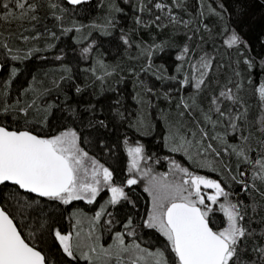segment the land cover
<instances>
[{"label": "snow or ice", "instance_id": "snow-or-ice-1", "mask_svg": "<svg viewBox=\"0 0 264 264\" xmlns=\"http://www.w3.org/2000/svg\"><path fill=\"white\" fill-rule=\"evenodd\" d=\"M91 2L0 0V264H264V115L243 95L264 106V32L224 0H99L85 24ZM34 56L59 79L13 96Z\"/></svg>", "mask_w": 264, "mask_h": 264}, {"label": "trees", "instance_id": "trees-1", "mask_svg": "<svg viewBox=\"0 0 264 264\" xmlns=\"http://www.w3.org/2000/svg\"><path fill=\"white\" fill-rule=\"evenodd\" d=\"M99 0H92L91 4L86 5V8L89 10V14L87 18H84L83 16L80 17L81 22L87 24L91 20L95 19L98 16L102 15V12L97 7ZM194 0H189V3L192 4ZM205 3H208L209 0H204ZM226 5L229 8H244L247 11V21H248V28L245 30L248 34V37L255 42V37L259 35L261 32H264V7H261L260 5L264 3V0H239V3H237V0H224ZM189 17L185 16V19H188ZM122 25L125 28H130L133 26L131 15L129 14L128 17L122 19ZM0 31H3L5 34H7L8 29L4 27H0ZM12 31L18 32V28H13ZM156 30L153 29V35H155ZM145 39H148L147 36L144 37ZM164 38V37H161ZM2 39V37H0ZM17 45L26 48L30 47L32 45H23L19 41H17ZM36 47H44L45 41L41 40L38 43L35 44ZM110 47V45L105 44V48ZM256 50L259 51V46L257 44ZM112 52L115 55L116 49L112 47ZM45 55H49L50 53H44ZM135 54V53H133ZM164 54H158V57L156 59V63H165V61H168V57L164 56V59L161 60L159 56H163ZM2 59V57H0ZM116 60L126 66L130 65L132 62H129L121 52L119 56L116 57ZM111 62V61H110ZM13 66V64L10 62L9 65L6 68L1 69L0 72V80L5 79L8 76L10 67ZM15 66L19 67L21 69V73L18 76L16 82L13 86V96H15L16 89L23 87H26L28 83L32 82V77H35V86L36 87H51V83L53 79H59L60 76V64L59 62H52L49 60H41L37 56H34L32 59L25 61L23 63H17ZM74 66V65H73ZM80 67H84V65H80ZM138 67V66H137ZM223 75L225 77L231 75L230 69H224L222 70ZM132 91V83L131 79H129V82L126 86V92L129 94V99L127 100V103L131 105L133 101L130 98V94ZM56 93L55 91L52 92L51 97H45V99L49 100L51 102V99L55 97ZM244 98L246 101V105L248 107V111L250 114V120L255 123L259 120V118L264 115V112H262V106L258 97H254L251 92L246 91L244 94ZM163 106V105H161ZM147 111V109H146ZM156 115L155 109L152 110V116L154 117Z\"/></svg>", "mask_w": 264, "mask_h": 264}, {"label": "water", "instance_id": "water-1", "mask_svg": "<svg viewBox=\"0 0 264 264\" xmlns=\"http://www.w3.org/2000/svg\"><path fill=\"white\" fill-rule=\"evenodd\" d=\"M0 72H1V69H0Z\"/></svg>", "mask_w": 264, "mask_h": 264}]
</instances>
